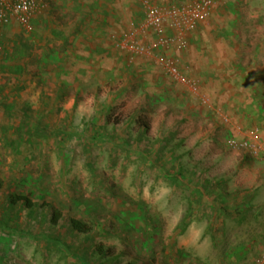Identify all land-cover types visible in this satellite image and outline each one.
Instances as JSON below:
<instances>
[{
  "label": "rangeland",
  "instance_id": "374dc122",
  "mask_svg": "<svg viewBox=\"0 0 264 264\" xmlns=\"http://www.w3.org/2000/svg\"><path fill=\"white\" fill-rule=\"evenodd\" d=\"M123 1L112 52L89 60L52 40L81 0H49L45 47L37 24L0 25V220L35 235L0 228V264H264V155L227 144L258 129L264 148V0H213L183 49L151 57L117 48L145 22L140 0ZM155 37L137 39L153 47ZM167 57L208 104L166 72Z\"/></svg>",
  "mask_w": 264,
  "mask_h": 264
},
{
  "label": "built area",
  "instance_id": "2783aa9c",
  "mask_svg": "<svg viewBox=\"0 0 264 264\" xmlns=\"http://www.w3.org/2000/svg\"><path fill=\"white\" fill-rule=\"evenodd\" d=\"M146 9L145 22L139 30H131L126 38L121 41L117 48L130 55L151 57L156 50L164 53L180 51L186 46V36L195 31L198 26L205 22L214 8L213 0H199L192 4L163 8L156 5L153 0H140ZM49 8V0H0V25L6 26L11 23L18 24L24 31L30 33L34 22L43 16ZM174 33L167 36L165 29ZM151 30L156 35L153 47H147L137 39L140 32ZM176 57L165 58V70L178 83L186 86L202 103L208 101L201 94L197 81L185 79L178 70ZM258 129L251 130L247 139L243 141L228 140V146L234 151H245L254 158L264 155V148L258 141Z\"/></svg>",
  "mask_w": 264,
  "mask_h": 264
},
{
  "label": "crops",
  "instance_id": "0c3cea01",
  "mask_svg": "<svg viewBox=\"0 0 264 264\" xmlns=\"http://www.w3.org/2000/svg\"><path fill=\"white\" fill-rule=\"evenodd\" d=\"M81 3L83 5L82 10L71 12L69 7L67 8L68 13H64L65 15L62 17L63 21L66 22L63 26L64 29H56L57 36L56 34L52 36V40H56L59 44L66 43L69 47H74L76 53L77 51L80 52L79 54L88 60L94 59L97 54L105 53L104 55L107 54L108 56V53L112 52L110 41L119 34L123 26L124 1L81 0ZM47 21H49V17L46 18V15H43L34 22V26L37 24L36 29L40 36L35 47H45L42 31ZM9 29L6 27L7 31ZM51 47L56 46L51 43ZM86 50L89 51V54L84 52ZM115 60L117 59L115 58Z\"/></svg>",
  "mask_w": 264,
  "mask_h": 264
},
{
  "label": "trees",
  "instance_id": "16d2710c",
  "mask_svg": "<svg viewBox=\"0 0 264 264\" xmlns=\"http://www.w3.org/2000/svg\"><path fill=\"white\" fill-rule=\"evenodd\" d=\"M65 133V131L63 130H58L56 131V135H61ZM70 135L76 137V138H82L84 135L81 134V133H70ZM116 139H114L113 137H99L97 138V141L98 142H106V143H112L116 146H118V148H121L122 150H130V147H129V144H127L126 142H119V141H115ZM252 157V156H251ZM254 158V157H253ZM170 176H172L171 174H169ZM175 180H178L177 179V175H175ZM11 199H12V204L15 205L17 202H23L25 205H26V208L30 209L32 208V204H31V200L26 198V197H23L21 195H17V196H11ZM227 202H229L227 199L225 200V198L222 196V195H217L216 198L214 199V203L218 206L219 210L223 213H226V214H232L234 211H233V208L229 207L227 205ZM60 218V214L58 213H53L52 215V222L53 223H56L58 222ZM187 217L183 220V224L182 226L180 227L182 229V233H184L188 227H189V223L187 222ZM0 228L9 232V233H14V234H20L22 236H29V237H35V235H33L32 233H25L19 229H17L16 227H14L13 225L11 224H8V223H4L0 220ZM71 228L78 232V233H87L90 229L86 226L85 223H83L81 220H75L73 219L71 221ZM49 242L51 243H56V241H53V240H50V239H47ZM84 264H88L85 260H84ZM129 264H136V263H129Z\"/></svg>",
  "mask_w": 264,
  "mask_h": 264
}]
</instances>
